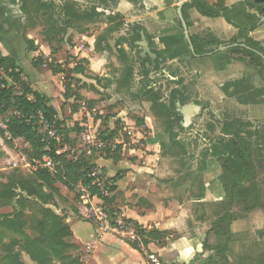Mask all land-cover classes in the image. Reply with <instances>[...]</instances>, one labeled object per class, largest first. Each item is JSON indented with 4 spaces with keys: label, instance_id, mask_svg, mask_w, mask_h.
Segmentation results:
<instances>
[{
    "label": "rangeland",
    "instance_id": "374dc122",
    "mask_svg": "<svg viewBox=\"0 0 264 264\" xmlns=\"http://www.w3.org/2000/svg\"><path fill=\"white\" fill-rule=\"evenodd\" d=\"M3 1L18 13L22 31L0 35L1 54L12 59L15 72H20L18 82L3 71L1 77L14 95L22 94L24 85L32 91L37 88L46 98L55 111L53 121L60 123L67 136V157H83L100 167V159L126 158L132 156V149L144 152L141 145L148 132L158 137L157 154L162 161L156 173L165 187L156 204L165 211L146 225L124 216L143 231L146 244L141 240L147 254L133 247L148 262L149 254L159 264H264V78L252 68L244 71L263 94L260 103L254 105L238 104L221 87L209 100L194 93L195 86L183 85L187 101L176 103L177 112L189 103L195 104L198 112L183 120L182 129H170L163 116H156L147 90L153 88L160 102L167 105L171 91L177 87L175 79L170 78L175 72L159 60L157 68L145 60L142 40L131 43L133 24L114 16L116 4L107 3L109 8L104 11L100 0ZM65 4L76 12L98 7L103 14L92 21L64 18L60 10ZM120 22L123 24L118 27ZM148 49L153 54L151 44ZM155 60L150 58L151 62ZM29 79L40 82V89L31 86ZM13 114L9 110L0 116V185L14 188L9 192L13 195L9 205H0V218L21 214L20 221H25L30 235L33 232L28 225L40 221L44 209L57 214L64 223L68 217L84 220L76 191L70 192L53 180L54 170L44 166L23 139L10 136L6 123ZM233 120L243 123V132L252 133L250 137L243 134L244 139H235L233 144L242 161L245 179L240 183L244 193L254 192V205L246 199L229 202L230 179L223 173L222 162L208 154L220 139L231 138L222 133V127ZM85 132L105 147L86 155ZM173 134L177 135L175 141L171 139ZM148 155L152 153L145 151L144 156ZM41 171L48 176L41 174L39 183L35 178ZM27 181L28 189L20 190V182ZM28 192L33 194L29 196ZM115 200L113 189L106 209L123 216ZM220 219L222 226L218 224ZM22 242L11 230L3 234L0 228V264H11L8 255L13 260L18 256L21 264H36ZM64 252L69 258L75 255Z\"/></svg>",
    "mask_w": 264,
    "mask_h": 264
},
{
    "label": "crops",
    "instance_id": "0c3cea01",
    "mask_svg": "<svg viewBox=\"0 0 264 264\" xmlns=\"http://www.w3.org/2000/svg\"><path fill=\"white\" fill-rule=\"evenodd\" d=\"M191 1L184 0V5ZM205 1L213 4L216 0ZM224 5L231 23L223 17H205L193 6H183V19L187 25L193 52L176 13L177 0H138L137 3L133 0H117L115 13L121 15L126 23L142 27L141 33L148 45H152L155 57L160 56L158 60L175 72V76L170 77L175 79L174 84L181 80V86H195L197 92L194 93L210 100L215 91H219L225 83L247 76L244 73L247 67L233 59L234 56L230 53L232 47H244V42L250 39L260 43L264 50V23H260L257 13L244 0H224ZM17 16V12L0 0V35L12 31L18 34L22 31V22ZM253 26L256 27L251 30ZM232 39L237 43L230 45L228 42ZM192 40L197 41L199 45L201 42L216 40L222 45L199 47L203 53L195 54ZM210 49L214 51L207 52ZM2 56L7 57L4 54ZM24 73L22 70V75ZM39 84L40 82H33L32 79L30 81L31 86L37 85L40 89ZM176 86L175 89H178L179 86ZM33 91L39 93L37 88ZM147 129L151 130L148 125ZM143 140L142 148L152 155L144 156L145 151L142 149H132V156L106 157L99 162L103 172L113 183L115 203L120 206L122 215L140 225L157 219L159 214L165 211L156 204V198L162 196L161 189L165 187L156 173L157 166L162 161L157 154L158 137L150 131ZM145 207L148 208L147 211ZM65 224L71 232L69 242L74 246L69 252L75 254L72 259L78 264H149L133 246L117 238L100 236L97 229L84 220L68 217ZM81 251L83 252L80 254Z\"/></svg>",
    "mask_w": 264,
    "mask_h": 264
},
{
    "label": "trees",
    "instance_id": "16d2710c",
    "mask_svg": "<svg viewBox=\"0 0 264 264\" xmlns=\"http://www.w3.org/2000/svg\"><path fill=\"white\" fill-rule=\"evenodd\" d=\"M112 2L117 3V0H100L102 4V9L105 11L109 7L107 3ZM244 2L257 13L261 18L264 17V0H244ZM193 6L195 9L203 16L209 18L223 17L228 23H231L226 15V8L224 5V0H216L215 3L209 4L205 0H192L189 4H185L184 7ZM47 6V5H46ZM48 7V6H47ZM51 6H49L50 8ZM98 7H93L89 12H76L73 11L69 4H65L60 10V15L64 18L73 20H86L92 21L96 17L101 16L103 13L97 11ZM183 15V9H182ZM116 18L122 20V16L119 14H114ZM123 21V20H122ZM123 23L120 22L118 27ZM256 26L250 28L253 30ZM133 37L131 43H135L141 39L142 27L138 24H133ZM195 48V54H201L203 51L199 47H219L222 43L218 41H205L197 44V41L192 40ZM230 45L236 44L237 41L232 39L228 42ZM214 49H210L207 52H212ZM230 53L234 56V60L244 64L247 68H252L259 77L264 78V50L262 49L260 43L254 42L250 39L244 42V47L239 45L232 47ZM158 58L154 62L150 61V58L146 56V61L153 64L154 68H157ZM144 62V61H143ZM0 70L6 73L9 78H12L14 82L19 81L20 72H15L17 70L16 65L12 59L9 57L2 56L0 53ZM180 88L173 89L170 93V98L168 104H163L160 102V97L153 88H148L147 96H149V101L152 104L153 110L156 116H163L167 123L168 128L176 126L182 129L181 123L183 118L177 112L176 103L180 105L185 104L187 101L186 96L183 91L185 88L181 86L182 81L178 80L175 82ZM6 81L0 75V116L4 115L7 111L11 110L14 112L10 116L6 123V128L8 133L12 138H21L29 148L34 150L36 153V158L39 160L43 157H48L53 165L54 175L53 180L58 182L60 185L65 187L68 191H75V187L81 183L83 185L88 184V180L83 177L86 170L91 168L93 165L89 164L87 159L78 158L74 160L73 158L67 157L68 154H57V148L55 142L52 139L44 136L40 131L39 127L36 125L35 121H27L29 116H35L38 112H43L48 120H53L55 117V111L51 106L47 104L46 98L39 95L37 92L30 90L28 87H24L20 95H14L10 88H7ZM222 91L225 95L235 100L240 105H254L260 103L259 98L262 97V91L260 88L256 87L249 76H244L240 80L227 82L221 86ZM33 99L30 100L28 96ZM57 129L60 134H63V130L60 128V123L56 124ZM243 123L239 120L229 121L223 124L222 133L225 136H230L228 140L220 139L217 144L209 149L208 154L213 157L216 161L222 162L223 173L226 174L228 179H230V194L228 196L229 202L231 200H249L250 205H254L255 196L254 192L251 191L244 193V189L241 185L243 181L244 173L242 167V161L238 159L236 155V149L234 148L233 140H243L241 136L244 134L250 137L252 133H245L241 130ZM66 136V134L64 133ZM64 136V140L67 141V136ZM171 139L175 141L177 135L173 134ZM264 140V137H263ZM175 143V142H174ZM115 158V156H110ZM48 176L46 173L41 171L35 178L38 181V177ZM46 178V177H45ZM29 183L20 182V190L28 189ZM40 183V181H38ZM0 191V205H9L11 196L9 192L14 189L12 185L2 186ZM243 189V190H242ZM36 190L41 191V186L36 185ZM113 190V187H112ZM30 191V190H29ZM228 191V192H229ZM8 194L6 196V194ZM32 192H28V195H32ZM78 197V195H76ZM108 200V199H107ZM106 200V202H107ZM18 203V202H17ZM20 203V202H19ZM42 218L40 221L35 222L33 225H28L33 235L26 232L25 227L27 224L25 221L21 220V214L17 213L11 217L0 218V228L4 234L6 231L14 232L15 234L23 239L22 245L23 249L26 251L29 258L36 264H52L54 261H59L62 264H78L75 259L66 256V250L73 249V245L70 244L71 232L69 227L63 222L62 218L58 217L52 211L42 210ZM225 221V220H224ZM220 226L223 225V219L218 221ZM138 232L143 239L144 233L140 228H137ZM4 231V232H3ZM15 242H12V244ZM19 243V242H17ZM146 244V240H144ZM11 256V255H10ZM11 264H21L17 262L18 256L14 257L16 259H11ZM7 257V258H8ZM4 260H7L6 257ZM16 261V262H15Z\"/></svg>",
    "mask_w": 264,
    "mask_h": 264
},
{
    "label": "built area",
    "instance_id": "2783aa9c",
    "mask_svg": "<svg viewBox=\"0 0 264 264\" xmlns=\"http://www.w3.org/2000/svg\"><path fill=\"white\" fill-rule=\"evenodd\" d=\"M1 72L2 70H0V75ZM29 99L32 100L33 98ZM27 121H35L39 129L42 130L40 132L55 142L57 154L68 153V146L63 135L59 133L56 123L53 120H48L43 112H38L35 116H29ZM83 139L87 146L86 155H90L93 150H102L105 147L101 140L92 136L89 132H85ZM42 162L45 164L44 166L53 170L52 162L48 157H43ZM83 177L88 180V184L79 183L75 187V191L78 195L84 221L93 225L100 236L123 240L135 246L143 254H147L136 226L124 216L106 209V200L110 197L113 187L111 179L105 175L100 167L95 165L86 170ZM147 258L151 264H159L158 259L154 256L148 254Z\"/></svg>",
    "mask_w": 264,
    "mask_h": 264
},
{
    "label": "water",
    "instance_id": "95a60500",
    "mask_svg": "<svg viewBox=\"0 0 264 264\" xmlns=\"http://www.w3.org/2000/svg\"><path fill=\"white\" fill-rule=\"evenodd\" d=\"M184 6V0H177V10H176V13H177V16H178V19L181 23V26H182V30H183V33H184V36L188 42V45L190 47V50L193 52V47H192V44H191V41H190V38H189V34H188V29H187V25L183 19V15H182V8ZM260 23H264V17H261L260 18ZM142 40V47H143V55L144 56H147V57H150V58H154L155 55L152 54L149 49H148V45L146 43V39L144 37V35L141 33V39ZM156 58V57H155ZM179 106V105H178ZM196 112H198V107L194 104H188L186 106H183L181 107V110H180V114L182 116L183 119H186L187 117L195 114Z\"/></svg>",
    "mask_w": 264,
    "mask_h": 264
},
{
    "label": "flooded vegetation",
    "instance_id": "af4514ba",
    "mask_svg": "<svg viewBox=\"0 0 264 264\" xmlns=\"http://www.w3.org/2000/svg\"><path fill=\"white\" fill-rule=\"evenodd\" d=\"M178 113H180V112H178ZM180 116H181V114H180ZM182 117V116H181ZM184 120V119H183Z\"/></svg>",
    "mask_w": 264,
    "mask_h": 264
}]
</instances>
